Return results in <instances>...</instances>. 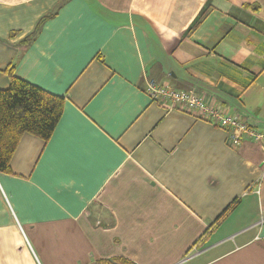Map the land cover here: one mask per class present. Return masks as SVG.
Segmentation results:
<instances>
[{"label":"crops","instance_id":"0c3cea01","mask_svg":"<svg viewBox=\"0 0 264 264\" xmlns=\"http://www.w3.org/2000/svg\"><path fill=\"white\" fill-rule=\"evenodd\" d=\"M10 72L64 108L0 173V264H264V144L146 91L264 130V0H0Z\"/></svg>","mask_w":264,"mask_h":264},{"label":"trees","instance_id":"16d2710c","mask_svg":"<svg viewBox=\"0 0 264 264\" xmlns=\"http://www.w3.org/2000/svg\"><path fill=\"white\" fill-rule=\"evenodd\" d=\"M8 89H0V173L10 171V162L24 134L47 141L54 133L63 113V97L50 94L14 76ZM233 207L215 222L219 224ZM208 232V231H207ZM97 264H133L125 259Z\"/></svg>","mask_w":264,"mask_h":264},{"label":"built area","instance_id":"2783aa9c","mask_svg":"<svg viewBox=\"0 0 264 264\" xmlns=\"http://www.w3.org/2000/svg\"><path fill=\"white\" fill-rule=\"evenodd\" d=\"M146 91L153 101L170 102L172 106L200 120L210 122L219 128L230 129L229 141L232 146H238L246 140L264 144V130L247 126L238 117L229 115L218 106L208 104L194 91H179L152 81L147 83Z\"/></svg>","mask_w":264,"mask_h":264}]
</instances>
